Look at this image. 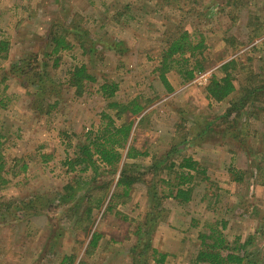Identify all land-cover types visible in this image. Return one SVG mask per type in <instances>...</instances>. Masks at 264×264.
I'll return each instance as SVG.
<instances>
[{
    "label": "rangeland",
    "instance_id": "1",
    "mask_svg": "<svg viewBox=\"0 0 264 264\" xmlns=\"http://www.w3.org/2000/svg\"><path fill=\"white\" fill-rule=\"evenodd\" d=\"M227 5L229 10L225 9ZM236 17L239 19L233 21ZM68 18L77 22L79 31L75 32L90 45L93 56L88 59L74 49L45 59L43 54L51 52L42 46L50 23L55 19L68 22ZM183 30L195 34L196 41L204 38L208 60L205 71L189 82L177 73L185 67L174 65L166 75L173 89L169 93L156 71L165 48L164 32L177 35ZM225 38L234 39L232 45ZM0 40L10 44L8 58L0 60V100L6 105L0 107V122L9 132L3 149L5 169L8 171L15 159L29 166L25 174L8 176L10 182L0 189L2 202L11 204L8 211L0 210V264H60L64 254L74 251L78 260L84 258L87 264H138L140 258L145 262V256L139 257L145 246H150L149 254L156 249L166 255L165 264H193L201 244L200 232H207L206 224L221 219L229 222L225 234L230 243L239 238L243 244L253 236L247 251L255 264H264V224L259 221L264 217V187L253 178L259 173H252L256 166L264 172V89L254 99L259 108L232 126V132H242L236 141L234 136L222 139L225 126H219L225 121L228 104L209 101L205 91L214 74L223 76L219 67L231 59L241 65L238 70L246 83L250 75H258L249 88H264V0H0ZM31 53L40 54L41 60L48 62L44 72L50 78L48 90H61L58 111L45 119H40L30 105L31 91L24 88L27 78L19 83L11 78L1 80L5 70ZM83 63L90 64L97 83L89 84L79 97L68 79L70 72ZM104 80L119 84L115 100L144 101L147 115L136 126L134 146L150 155L128 163L149 167L144 172L148 184L153 181L149 170L155 161L151 156L163 162L172 147H177L181 156L198 162L206 170V181L202 175L196 177L191 200L185 205L163 200L164 212L144 226L140 236L135 233L147 222L149 204L146 189L135 184L125 201L113 202L112 212L95 214L93 231L103 239L87 256L89 236L81 230L75 232L68 223V204L57 205L71 182L75 183L76 197L82 199L79 214L86 211L84 194L93 184L88 187L77 179L92 174L69 173L65 162L74 157V147L82 144L84 129L101 124V112L107 105L99 94ZM63 133L78 134L79 138L67 139ZM189 137L195 138L194 143L183 146ZM224 142L230 147L222 146ZM43 155L51 159L42 163ZM99 165L102 174L97 184L112 182L110 196L121 168L116 173ZM238 165L250 173L249 182H231L227 170ZM161 175L164 179L168 176L165 172ZM160 179L158 175L155 181ZM172 181L177 183L174 176ZM163 190H167L166 185ZM210 201L215 206L212 210L207 208ZM20 205L26 211L15 208ZM249 209L256 210L257 219L242 214ZM18 219L23 221L16 222ZM195 221L198 227H193Z\"/></svg>",
    "mask_w": 264,
    "mask_h": 264
},
{
    "label": "trees",
    "instance_id": "2",
    "mask_svg": "<svg viewBox=\"0 0 264 264\" xmlns=\"http://www.w3.org/2000/svg\"><path fill=\"white\" fill-rule=\"evenodd\" d=\"M228 7L229 6L227 5L225 9L229 10ZM224 13L227 14V11ZM238 19L239 18L236 17L232 20L237 21ZM67 20L69 21L64 22L60 19H55L50 23L42 46L44 50L51 49V52L44 53L41 48L42 53H44L43 56L47 59L49 57L58 56L64 52L79 49L82 56L89 57L88 59H90L91 56H93L92 54L94 51L89 48L90 45L87 44V42H82L81 36L75 32L79 31L77 28L79 26H76L77 22H75L74 19L70 20V18ZM235 23L236 22H232L231 25H235ZM86 34L88 35L87 32ZM164 34V36H167L164 43L165 48L162 52L163 55L160 67L156 69V71L160 74L159 79L163 87L167 92L172 93L173 89L170 86L166 75L172 71L174 65L185 67V69L178 70L177 73L184 75L185 81L189 82L195 79L198 74L205 71L204 65L205 61L208 60V57L205 56L206 45L203 37L196 41L197 39H193L195 34H191L186 30H183L177 35H172L168 32H164ZM233 41L234 39L230 40V38H225V42L231 45ZM9 50V42L0 40V60H6L8 58ZM33 54L34 53H31L27 58L13 63L7 71L5 70V78L1 80L6 82V79L11 78L19 83L22 79L27 78V84L24 88L31 91L28 92V95L31 98L30 105H32V109L35 110L40 119H45L51 117V114L58 111V107L62 102L61 90L59 89L58 92L56 90H48L47 85L50 78L44 73L46 67L49 66L48 62L41 60L40 54ZM236 60L237 59H231L222 64L219 67V72L222 73L223 76L214 74L205 89L206 97L209 101L216 104H228V108L225 110V121L219 124V126H227L226 129L225 127L222 128V139L234 136L233 139L235 141L240 139L242 132H232V130L235 129L232 126L236 125L238 119L241 117H247L248 112H254L259 108L254 99L255 96L260 92H263L264 89L262 87L254 88L253 86L249 88V86L252 85V83L250 84V81H253L252 79L257 80L258 75L249 76L248 73L247 76H249V81L246 83L245 78H241L238 70L241 65H239ZM58 63L59 59L57 58L54 64L55 68H57ZM88 63H90L89 60ZM88 63H83L82 66L75 68L69 74L68 85L75 90V94L79 97L84 94V91L89 84L97 83L96 77L90 72L91 68ZM7 88L8 87L6 86L5 89ZM118 91L119 84L114 81L104 80L100 85L99 94L105 102H107L106 108L101 112V124L98 126L91 125L89 130H86V128L84 129L85 133L82 135L84 137L82 144H77L74 147V157L68 158L65 162V166L68 167L69 173H79L80 175H84L91 172L92 174L89 177L80 176L77 179V182L88 187L93 184L90 190L84 194V200H86L87 206L83 215L79 214L78 211L82 199L76 197L75 183L73 184L70 182L64 188L65 194L61 195L59 204L57 205L58 207H63L65 204H68V212L70 213L68 216V223L73 225L75 232L81 230L89 236V243L85 252L87 256L92 254V251L99 248V243L103 239L102 234L93 231L95 226V214L102 210H104V215L112 212L114 209L113 202L121 199L125 201L134 189L135 184L142 185V188L146 189L149 204V211L145 216L147 222L139 226L135 233V235L140 236L143 227L145 226L146 228L148 223H151L150 221L157 218L156 215L159 217V213L164 212L161 209V202L163 200L172 199L179 202L181 205L189 203L192 196V190L194 189V187L191 188L193 181L197 176L202 175L203 179H205L206 176V170L201 169L202 166L200 168L198 162L191 157L181 156L179 153L180 150H178L177 147H172L166 154L165 161L163 162L157 160L156 155L151 156L153 162L155 161L154 165H152L149 170L153 174V181L152 185H150V182L148 184V182L144 180V172H146L149 167H140L137 164L128 163L129 161H136L140 158H148L150 155L148 153L140 152L134 146V143L136 142L134 137L136 126L138 127L146 119L147 114H145V104L143 103L144 101L140 99H133L127 102L117 101L115 99ZM47 93H49L48 98H43ZM42 104H47V106L41 108L40 105ZM0 107H6L3 100H0ZM131 118H134V120ZM248 119L249 118L246 120ZM19 131L20 130H18V132ZM8 133L9 132L6 131L4 123L0 122V189L10 182L8 176L17 177L21 173L25 174L29 168L24 162L23 165L19 164L22 160L15 159L9 170L7 171L5 169L7 163L5 161L3 149L5 142L9 139ZM204 134L206 133H203V135ZM63 135L67 136V139H70L71 136L79 138L78 134L69 135L63 133ZM194 140L195 138L193 137L186 138L183 142V146L194 143ZM221 145L230 147V144L225 142ZM243 145H245V141H243ZM40 158L42 159V163H44L51 159V156L43 155ZM171 159L173 162L170 163L169 161ZM177 161L180 162L177 163ZM99 164H102L105 168L109 169L110 172L113 171L117 173L121 168L115 184V191H113L110 196L109 191L112 188V182L103 185L97 184L98 178L102 174V168ZM17 167H19L18 171ZM138 169L139 172H136ZM255 169L256 171H253L252 173L256 174L258 172L259 174L255 176L256 178L252 177L257 182L259 181L257 185L264 187L263 169L259 166H256ZM163 172L168 175L166 176V179L161 175ZM227 173L232 177L231 182L235 185H241L245 183L247 179L249 182L247 176L250 175V173L239 165L238 167L230 166ZM158 175L161 179L155 181V178H157ZM173 176L177 183L172 181ZM163 185H166V191L163 190ZM10 206L11 204L6 205L0 199V210L6 208V211H8ZM214 207L212 201L208 202L207 208H209V210L214 209ZM15 208L18 210L23 209L21 205ZM23 210L26 211V209ZM242 212L245 217L251 219L258 218L256 210L249 209L247 211L243 210ZM20 221L23 220H16V222ZM259 221H261L263 225L264 217ZM228 225V220L224 219L216 221L214 224L205 225L208 231L200 232L199 239L201 244L194 257L193 264H255L254 260L250 258L249 251H247L248 246L253 242V236L248 238L243 244H240L239 238H236L234 242L230 243L228 241V236L225 234ZM198 226L199 223L195 221L193 227ZM137 247L138 246L135 248ZM149 247L145 246L139 252V257L145 256L146 259L145 262L141 263L140 258L138 264H150L151 262L155 264H165L167 256L160 254L156 249H151V253L149 254ZM147 253L151 256H148ZM60 264L87 263L84 258L78 260L77 251H74V253L64 254Z\"/></svg>",
    "mask_w": 264,
    "mask_h": 264
}]
</instances>
